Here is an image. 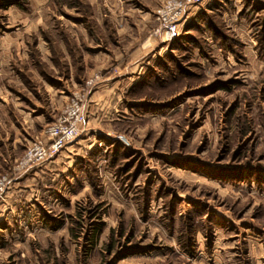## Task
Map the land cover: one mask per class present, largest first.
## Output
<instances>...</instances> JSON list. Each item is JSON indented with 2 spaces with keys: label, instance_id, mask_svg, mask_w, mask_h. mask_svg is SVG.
Returning <instances> with one entry per match:
<instances>
[{
  "label": "rangeland",
  "instance_id": "obj_1",
  "mask_svg": "<svg viewBox=\"0 0 264 264\" xmlns=\"http://www.w3.org/2000/svg\"><path fill=\"white\" fill-rule=\"evenodd\" d=\"M163 2L0 0V264H264V0Z\"/></svg>",
  "mask_w": 264,
  "mask_h": 264
},
{
  "label": "built area",
  "instance_id": "obj_2",
  "mask_svg": "<svg viewBox=\"0 0 264 264\" xmlns=\"http://www.w3.org/2000/svg\"><path fill=\"white\" fill-rule=\"evenodd\" d=\"M202 1L164 0L156 14L159 22L157 33L161 34L166 41L176 39L180 34L181 21L187 16V11L202 3ZM81 123L82 117L79 104L75 102L70 106L67 116L61 117L48 128L46 135L49 141L47 144L40 141L27 148L21 167L38 165L59 153L79 135ZM9 183L10 179L7 175L0 176V199L3 198Z\"/></svg>",
  "mask_w": 264,
  "mask_h": 264
},
{
  "label": "crops",
  "instance_id": "obj_3",
  "mask_svg": "<svg viewBox=\"0 0 264 264\" xmlns=\"http://www.w3.org/2000/svg\"><path fill=\"white\" fill-rule=\"evenodd\" d=\"M190 15H191V12L187 13L186 18L189 19Z\"/></svg>",
  "mask_w": 264,
  "mask_h": 264
}]
</instances>
